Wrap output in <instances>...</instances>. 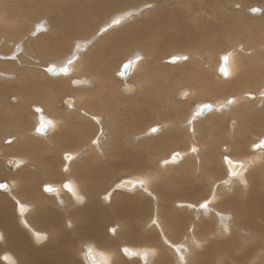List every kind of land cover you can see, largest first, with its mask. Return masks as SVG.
<instances>
[{
	"label": "bare ground",
	"instance_id": "obj_1",
	"mask_svg": "<svg viewBox=\"0 0 264 264\" xmlns=\"http://www.w3.org/2000/svg\"><path fill=\"white\" fill-rule=\"evenodd\" d=\"M23 1L28 2V0ZM84 1L87 6H83ZM109 1L94 0V3H91L87 0H65V3L75 8H67L64 15L54 18L56 25L51 24L49 27L56 29L54 32L56 37L54 35L55 38H53L54 43L57 40L55 45L63 46L64 37L72 39L73 51L46 66L51 74L61 77L62 80L54 84L53 86L56 87L52 90L46 89L41 83H34V79H26L19 88H14L20 97L25 95L30 102L37 104L42 101L46 105L45 108L43 107L45 112L51 110L46 119L43 118L42 113L39 116L35 115L36 130L31 131L37 137L51 139V142L46 146L37 140H23L21 132L16 137L6 139H9V142L21 139L25 145L20 143L22 150L14 142L15 145L10 144V146L0 142V154L16 153L18 155L15 161L12 158L8 160L9 165H16L12 167L16 171L11 173L10 182L8 180V183L0 182L1 188L9 189L11 195L17 200L16 210L11 212L9 201L0 196V199H5L0 202V264H88L87 261L90 264H146L147 260L150 263L153 257H156L153 259L154 264H173L174 255L177 257L174 256L177 262L181 261L182 264L186 262L189 264H257L256 261H249L248 258L262 259L261 255L264 254V237L260 235L261 232L264 233V189L263 191L260 189V186L264 188V170H261L260 166H257L255 170L249 171V169L263 161L264 139L251 143L253 140H250V134L252 124L262 117L264 119V113L257 112L252 104L247 103V99L259 97L258 94L264 95V87H258L261 90L257 93L249 90L243 92V90L250 89L251 86L255 87L256 81L264 79V47H261L262 51L259 49L253 56H244L241 52L256 51L253 45L259 37H249L250 42L245 43L240 39L241 34L233 33V27L227 22L221 23L207 16L196 19V15V18L192 19L191 8L184 5L185 8L182 10L175 5L168 6L169 8L164 6L165 11L175 13L170 15L172 20L175 19V22L170 25L160 16L150 13L122 29L121 27L127 22L139 19L143 8L153 7L149 1L145 0L141 5L134 4L131 7L126 1L130 8L127 10L126 7L124 11L108 16L109 19L107 18L97 31L98 34L94 32L87 35L89 37H79L81 34L91 32L94 20H98L99 14L105 7L117 4H111ZM135 1L133 2L136 3ZM76 3H80L78 7ZM160 3L162 4V1H157L158 5ZM158 5L155 4V6ZM190 5L192 7V3ZM238 6L236 2L235 7ZM258 7L261 10L255 7L252 11L262 12V7L260 5ZM160 9H163V6ZM9 13L12 14V11ZM20 15L28 19L33 13L25 7ZM206 17L208 19H205ZM44 23L47 24L46 20ZM44 23L42 22L41 25ZM7 24L11 37L22 33L14 23ZM34 28L37 30V24ZM114 29L117 30L113 32ZM242 32L246 33L245 30ZM30 34L32 35V32ZM105 34H107L106 37L103 36ZM228 34L239 40L231 45V50L218 54L220 58L217 60L215 71L218 76H220L219 70L222 71L221 74L229 75L230 83H215L210 70L212 66L204 53H209L213 47L219 51L225 50L224 47L228 44L224 40ZM101 36L103 37L100 38ZM39 39L43 41L39 49L45 51L47 44L44 42H50L52 38L49 39L46 33H41ZM83 39L86 41L83 43L84 47ZM7 40L16 44V51L20 50V46L21 49L27 48V43L22 44L20 39H18L19 43L13 42L12 38ZM94 42L95 45L93 44L94 46L89 47L88 52H85L89 44ZM197 45L199 49L196 48ZM50 47L54 46L50 45ZM119 47L122 53L118 51ZM137 47L144 49L145 52L141 51L142 49L135 51ZM168 47L182 48L179 50L185 54L179 55L177 54L179 52H176L177 55L170 56L169 59L178 63L188 55L185 67L188 66L189 69L185 70L184 66L176 67L179 75L174 76V67L167 65L171 69L167 70L164 66L152 64L162 59ZM48 49L49 46L46 50ZM128 50L130 51L127 54ZM123 53L129 58L124 61L130 62V71L127 76L120 79L122 62L117 67L119 70H115L119 79H116V83L113 84L107 70V63H116ZM199 55L200 59H195ZM116 58L119 59L116 61ZM145 58L150 59L148 65L143 62ZM5 65L6 63L0 64V79H11L15 74L29 77L28 70L21 68L12 72L8 70L12 67ZM52 68L55 69L52 71ZM140 69L142 70L138 74ZM137 74L141 83L146 82V85L138 88L137 80H134ZM69 83L75 87L74 92L77 93V98L90 96L95 99L88 106L84 104L78 106L80 113L74 116L76 125L73 128L69 126L70 117L64 114L60 109L61 106L59 108L56 106L59 101L57 97L59 94L56 92L66 90ZM108 83L112 90L110 92L104 89ZM190 83L193 87L196 86V94L193 88H189ZM116 85L119 88L116 89ZM90 87L92 90H87ZM10 90L12 91V86L2 84L0 97L5 95L7 97ZM47 91L50 92L46 93ZM176 92L178 98L174 96ZM194 95H197L198 100L199 97L203 98L201 99L203 101L197 100L193 103ZM208 96H213L214 101H204V98ZM18 97L16 94H11V102L15 103ZM63 101L68 109H72L77 104L76 97L71 94ZM190 103L193 105L191 109H188L187 105ZM205 103H211L212 109L199 113L200 105ZM24 105L19 103L18 106H14L8 102L4 106L2 103L0 120L5 121L4 123L9 121L20 127L23 126L25 130L28 127H25L24 121L22 122L23 115H20L22 112L27 113ZM122 105H125V109L123 107L120 109ZM229 106L237 107L231 112L234 113V115L231 114L232 116L218 115L202 121L200 119L212 112H224ZM34 108L38 112L42 106L36 105ZM187 109L189 113L183 120V116H180L184 115ZM85 115L89 117V121L82 120ZM161 115L165 117L163 123H153L147 129L139 131L145 124L153 122ZM236 118L242 119V128L238 129V132L231 133L232 137L228 138L224 133L227 128L229 129L227 120L236 123ZM180 120H183L182 125L187 126L188 130L185 128L184 130L182 125L184 131L179 128L177 123ZM4 123H0V131L11 128V125L8 127ZM165 126H168V129L164 130ZM153 129H159V131L151 135L145 133L146 130L148 133L154 132ZM214 133L219 143H229L227 144L230 146L229 152L220 156L218 142L213 140ZM93 134L94 136L88 140ZM111 135H113L112 139H110ZM149 135L151 139L142 140L144 136ZM105 139H108V144ZM96 141H99L101 145L104 143L103 148L95 146ZM133 143H135L134 149L129 146ZM137 146L140 147L137 148ZM247 147L255 149L256 152L246 150ZM100 149H102L101 152ZM47 150H50L53 156L44 157L43 152ZM169 151L170 154L167 156ZM57 152L61 153V158L64 157L61 166L64 175L58 172ZM222 158L225 159L227 172H224ZM13 170L10 171L13 172ZM44 170L45 172L41 174L40 172ZM120 171L134 173L131 179L121 178L114 183L117 187H126L128 191L110 185ZM160 176L165 178L161 181ZM40 179L49 180L45 189H51L50 191L54 192L38 191ZM241 182L243 183L241 188L240 186L235 188L236 193L233 190L234 195L229 197L227 195L229 192L226 191L228 189L231 191L233 185L235 187V184L240 185ZM207 183L211 184L213 189L209 197H203ZM52 184H56L58 189L54 190L55 187ZM15 185L18 186V191H13V188H16ZM133 187H135L134 190ZM248 187L251 188L247 192ZM116 189L119 192H116ZM242 189L245 192L242 193ZM58 193H62L60 199H57ZM144 193H149L152 198H146ZM19 194H26L32 202L31 200L23 201ZM244 194L249 196L246 197ZM200 195L203 198L199 201L200 203L192 201ZM52 200L56 203H54L55 206L50 204ZM58 207L74 209L62 213ZM225 210L224 216L221 213ZM68 216L71 218L68 219ZM149 219H152V222ZM119 221L127 227L124 226V231L122 229V233L118 236L116 233L115 236L109 235L107 231L109 229L112 232L116 231L117 226L114 225ZM64 222L67 225L77 224L78 232L72 233L67 226L65 227ZM143 224L153 229H144ZM233 227H238L243 232L249 230L252 234L251 229L259 230L262 239L256 238L257 241L248 243L243 242L244 240L239 241L238 237L233 235ZM154 228L158 229L159 233H156ZM24 230H27L30 235ZM227 233V237L229 234L232 236L229 241L224 239ZM81 239L90 240L85 247L86 250L84 249L85 257L84 251L77 248V243ZM122 243L134 245L135 250L130 249L131 253H128L126 246L124 248ZM123 248L125 255L121 252ZM136 250L139 254L132 258Z\"/></svg>",
	"mask_w": 264,
	"mask_h": 264
},
{
	"label": "rangeland",
	"instance_id": "obj_2",
	"mask_svg": "<svg viewBox=\"0 0 264 264\" xmlns=\"http://www.w3.org/2000/svg\"><path fill=\"white\" fill-rule=\"evenodd\" d=\"M87 1H89V2H91V3H94L93 1L94 0H87ZM128 2V4L130 5V7H131V5L133 6L134 4L136 5H138V4H142V3H144V2H142V1H144V0H139V3H138V0H136L135 2L136 3H134L133 1H131V0H125V2ZM130 1H131V4H130ZM146 2L147 1H149L150 3L149 4H152L153 5V7L152 6H149L148 8L147 7H145V8H143L142 9V13L139 15V19H134L133 21H130V23L129 22H127L126 23V25H124L123 27H121L122 29L123 28H126V27H128V26H130L131 25V23L133 24L134 22L136 23L138 20H141V19H143V17L145 18L148 14H150V13H152L153 15H158V16H160L161 17V19L163 20L164 19V21L166 22V23H168L169 25L170 24H172V23H174L175 22V19L174 20H172L171 19V17H170V15H173V14H175V13H170V12H167V11H165L164 10V6L166 7H168V6H177L178 7V9L179 10H182V9H184L185 7H190L191 8V18L193 19H195L196 18V16H197V18L196 19H198L199 17H203L204 18V16H207V17H209V18H211V19H214L215 21H219V22H221V23H228L229 25H231V27H233L232 28V32L233 33H236V34H241V40H243V42H250V40L248 39L249 37L251 38L252 36H255V38H257V37H259V38H257L258 39V41H256V43H254V47H255V49H256V51L255 50H253L254 52H251V53H246V52H244V51H240L241 52V54L242 55H244V56H253L261 47H264V0H243V1H241V0H166L167 1V3H166V1H163V0H145ZM157 1H162V4L160 3L159 5L157 4ZM169 1V2H168ZM214 1V2H213ZM121 2V3H120ZM124 2V0H110L109 1V3H111V4H114V3H117L116 5H109V6H107V7H105L104 8V11H102L100 14H99V18H98V20H94V22H93V24H92V26H91V32L89 33V34H81V35H79V37H89V36H87V35H91L92 33H94V32H97L100 28H101V26L104 24V22H106L107 21V18H108V16H111V15H114V14H116V12H122V11H124L125 10V8L128 10V8H130L129 7V5L127 4V2L125 3ZM165 2V3H164ZM185 2V3H184ZM189 2V3H188ZM236 2L239 4V6L238 7H235V4H236ZM159 3V2H158ZM182 3V4H181ZM190 3H192V7H191V5H190ZM63 4V5H62ZM79 4L80 3H76V5H77V7L79 6ZM84 4V5H83ZM82 5L83 6H87V4H85V1H84V3H83ZM155 4L156 5H158V6H155ZM181 4V5H180ZM193 4H195V5H193ZM127 5V6H126ZM185 7H184V6ZM188 5V6H187ZM199 5V6H198ZM203 5V6H202ZM205 5V6H204ZM261 6L262 7V9H263V11L262 12H259L258 10L257 11H252V8H259L260 9V7H258V6ZM263 5V6H262ZM160 6V7H159ZM163 6V9H160L161 7ZM201 6V7H200ZM27 8L28 10H29V12H31V13H33V15L30 17V18H22L21 17V12H22V9L23 8ZM69 7H71V8H75L74 6H71V5H69V4H67V3H65V0H64V2H63V0H48V1H45V0H30V2H29V0H28V2L26 3V1H23V0H0V64H2V63H6V67H12L11 69H8V70H11L12 72L14 71V70H18V69H26V70H28V72H27V75L29 74V77L28 78H25V76H17L16 74H15V76H14V78H11V79H9V78H1L0 79V86L2 85V84H5V85H9V86H12V91L10 90V93H9V95L11 96V94H16V95H18L19 97H18V99H17V101L14 103V102H11V99H10V96L9 95H7V97H6V95L5 96H2V97H0V105L3 103V105L5 106L8 102L10 103V104H12V105H14V106H18L19 105V103L20 104H25L24 106H25V108H26V110H27V113H21L20 115H23L22 116V122L23 123H25V127H28V128H25V130H26V132H25V130H24V127L22 126V127H20L18 124H14V123H10L9 121H7L8 123H4L5 121H1L0 120V123H4L5 125H7L8 127L10 126L11 128H9L8 130H6V129H2V131H0V142H1V144H4V145H8V146H10V144H17L18 145V147L20 146V143H21V145H24L22 142H21V139H19V140H16L15 142L13 141V140H10L11 142H9L8 140L9 139H6L7 137H16V135H20V133L19 132H21V135H23V140H25V139H32V140H37V141H39V142H41V143H43V144H45L46 146H48L49 144H50V142H51V139H47L46 140V138H41V137H37V135L36 134H32L31 133V131H34V130H36V127H35V119H34V117H35V115L36 114H38V116L42 113V115H43V118L44 119H46L48 116V114H50L51 113V110H49V112H45V110H44V108L46 107V105L45 104H43V102L42 101H40L39 103H37V104H35L34 102H30L29 100H28V98H26L27 96H25V95H23L24 97H20V94L18 93V91H16V90H14V88L16 89V88H19L20 87V85H22L25 81L24 80H26V79H29V80H31V79H34L33 80V82L34 83H36V82H38V83H41V84H43L44 86H45V88L46 89H48V90H52L54 87H56V86H53L54 84H56L57 82H59V81H61L62 80V78L61 77H55V75H53V74H51L50 72H49V68H47L46 66L48 65V64H50L51 62H53V61H55V60H57V59H61V57H65V56H67L66 54H68V53H70V51L72 52L73 51V40L71 39V40H69V39H67V38H65L64 37V39H63V41H62V43H63V46H66L65 48L63 47V46H61L62 44H60L59 46L58 45H55L56 43H57V40H55V43H54V39L53 38H55L56 37V35L54 34V32H55V27H54V29L53 28H51V27H49V26H51V24L52 25H56V21L54 20V18L55 17H60V15H64L65 13H66V9L67 8H69ZM181 7H183V8H181ZM196 9H195V8ZM41 8H42V10H41ZM169 8V7H168ZM192 8H194L193 10H192ZM197 8H199V9H197ZM200 8L202 9V10H200ZM51 9V10H50ZM64 10V11H63ZM122 10V11H121ZM261 10V9H260ZM9 11H12V14H10L9 13ZM13 11H15V12H13ZM49 11V12H48ZM53 11V12H52ZM40 13V14H39ZM162 13V14H161ZM19 14V15H18ZM198 14L200 15V16H198ZM262 14V15H261ZM55 15V16H54ZM193 15V16H192ZM196 15V16H195ZM10 16H12V18H10ZM54 16V17H53ZM94 16H95V14H94ZM14 17V18H13ZM45 17H46V19H45ZM205 18V19H208V18ZM16 18V19H15ZM137 18V17H136ZM106 19V20H105ZM109 19V18H108ZM39 20V21H38ZM44 20V21H43ZM45 20H46V25H45ZM105 20V21H104ZM34 21H36V22H34ZM48 21V22H47ZM229 21V22H228ZM254 21V22H253ZM44 23V24H42L41 25V23ZM7 23H14V25H17L18 27H19V29L22 31V33H19V34H14L16 37H11L10 36V34L8 33V29H7ZM37 24V26H38V28H37V30H35V25ZM254 24V25H253ZM32 26H33V29H32ZM43 26V27H42ZM49 28H47V27ZM95 26V27H94ZM46 29H45V28ZM53 27V26H52ZM256 27V28H255ZM27 29V31H25ZM32 29V30H31ZM42 29H44V30H42ZM24 30V31H23ZM34 30V31H33ZM38 30H42V32H38V33H36ZM46 30V31H45ZM117 29H114V30H112L113 32L114 31H116ZM243 30H245V34H243ZM32 32V35L30 34V32ZM111 31V30H110ZM109 31V32H110ZM41 33H46L47 35H48V37H49V39H51L52 38V40L50 41V42H44L45 44H47V47L44 49L45 51H41L40 49H39V46L41 45V44H43L42 42V40H40L39 39V36L41 35ZM100 33V32H99ZM30 34V35H29ZM40 34V35H39ZM52 34V35H51ZM58 34V33H57ZM97 34H98V32H97ZM109 34V33H108ZM235 34V35H236ZM54 35H55V37H54ZM106 35L107 34H105V35H103V36H105L106 37ZM248 35V36H247ZM103 36H101L100 38H102ZM30 39H28V38ZM246 37V38H245ZM8 38H12L13 39V42L15 41L16 43H19L20 41L22 42V44H26L27 43V48L26 49H21V46H20V50L19 51H16V44L14 43H10L7 39ZM84 38V39H85ZM18 39H20V41H18ZM83 39V40H84ZM40 40V41H39ZM236 40H239V39H235L233 36H230L229 34L227 35V38L224 40V42L225 43H227L228 45H226L224 48H225V50H222L221 49V51H219V50H216L214 47L210 50V52L209 53H207V52H205L204 54L208 57V59H209V62H210V64H211V66L212 67H210V70L212 71V79H213V81L215 82V83H230V81H228L229 79H230V77H229V75H225V74H221L220 72H222L221 70H219V75L220 76H218L217 74H216V71H215V67H216V63H217V60H219V58H220V56L218 55L219 53H222V52H227V51H229V50H231V48H232V46L231 45H233L234 43H235V41ZM245 40V41H244ZM59 41V40H58ZM70 41V42H69ZM54 44H53V43ZM86 41L84 40V42L82 41V46H83V43H85ZM96 42V41H95ZM95 42L94 43H90L89 44V46H88V48L85 50V52H88L87 50H89V47L91 48V47H93L94 45H95ZM41 43V44H40ZM66 43V44H65ZM98 43V42H97ZM96 43V44H97ZM10 45V47H9V45ZM31 44V45H30ZM65 44V45H64ZM69 44H71V45H69ZM94 44V45H93ZM15 45V46H14ZM50 45L51 46H54L53 48L52 47H50ZM70 47H69V46ZM77 45V44H76ZM38 46V47H37ZM48 46H49V49L48 50H46L47 48H48ZM56 46V47H55ZM58 46V47H57ZM247 46H248V44H247ZM77 47H80V46H77ZM84 47V46H83ZM231 47V48H230ZM235 47V46H234ZM249 47V46H248ZM11 48V49H10ZM13 48V49H12ZM56 48V49H55ZM169 49H172V48H170V47H168ZM196 48H198L199 49V46L197 45L196 46ZM8 49H10V50H8ZM52 49V50H51ZM141 50L142 48H140V47H137V48H135L134 50L136 51V50ZM169 49H166V51H165V55L162 57V59L160 58V60H157V61H155L154 63L152 62V64H154L155 66L157 65V66H164V68L165 69H167V70H171V69H169L168 67H167V65L168 66H171V67H174V72H175V74H174V76H176V75H179L177 72H176V67L178 68V67H182V66H184V68H185V70H187V69H189V67L188 66H186L185 67V62L188 60V55H186L185 56V58H184V60H182V61H180V62H178V63H176L177 61H170V59H169V57L170 56H174L175 54H176V52H179V53H177V54H179V55H181V53H184L185 54V52H183L182 50H179V49H182V48H178V47H174L172 50H169ZM59 50V51H58ZM122 49H121V47H119V49H118V51H120L121 53L123 52V51H121ZM169 50V51H168ZM261 50V49H260ZM264 50V49H263ZM26 51V52H25ZM35 51V52H34ZM129 51L130 50H128L127 51V54L129 53ZM141 51H143V52H145L144 51V49H142ZM209 51V50H208ZM214 51H216V52H214ZM262 51V50H261ZM44 54H43V53ZM84 52V53H85ZM175 52V53H174ZM239 52V53H240ZM42 53V54H41ZM187 53V52H186ZM2 54H4L5 56H3ZM71 54H73V53H71ZM172 54V55H171ZM176 54V55H177ZM9 55V56H8ZM125 55V53H123V55L121 56V58H120V60L119 61H117L119 58H116V63H114V64H108L107 63V70L109 71V76L111 75V77H110V80L112 79V83L114 84V82H115V80L116 79H119V77H120V79H121V77H123V76H121V75H119V77H118V74L116 73V71L117 70H119L117 67H119L120 66V64L122 63V62H124V60H128L129 58H127L128 56H124ZM175 55V56H176ZM210 57V58H209ZM146 58H150L151 60L153 59L152 57H147L146 56ZM144 59V63H145V65H148V61H150V59ZM19 59V60H18ZM194 59V58H193ZM195 59H200V55L198 56V57H196ZM203 60H205V57L203 56ZM11 61V62H10ZM16 63V64H14V63ZM19 62V63H18ZM104 62H106V60L104 61ZM161 62V63H160ZM8 63V64H7ZM16 66H14V65ZM63 66V65H62ZM16 68V69H15ZM183 68V69H184ZM65 69V68H64ZM116 70V71H115ZM141 70L142 69H140V70H138V74L141 72ZM1 72V71H0ZM6 72V71H5ZM84 72V71H83ZM117 74V75H116ZM138 74H137V76H135V78H134V80H137L136 81V84H138L137 86H138V88L142 85V86H144V84L146 85V82L144 83H141V81L138 79L139 77H138ZM86 75V74H85ZM0 76H1V74H0ZM17 76V77H16ZM13 79V80H12ZM94 80V79H93ZM16 81V82H15ZM117 81V80H116ZM15 82V83H14ZM32 82V83H33ZM116 83V82H115ZM16 84V85H15ZM68 84V83H67ZM261 86V87H260ZM69 87H70V89H69ZM111 86H109V83H108V85L104 88L105 90L107 89L109 92L110 91H112L111 90V88H110ZM116 87V89L117 88H119L118 87V85H116L115 86ZM195 87L196 86H194L193 87V85L190 83V87L189 88H193L194 89V93L196 94V92H197V90L195 89ZM263 88L264 87V79H260V80H258V81H256V86L255 87H250V89L249 88H245L244 90H243V92L244 91H247V90H249V91H251V92H254V93H257V92H259V90H261V89H259V88ZM74 88L75 87H72L71 85H70V83H69V86H68V88L66 89V90H63V91H59L58 93L56 92V94H59L57 97H58V99H59V101L57 102V104H56V106L59 108V106H61V110L64 112V114L65 115H67V116H69L70 117V122H69V126H70V128H73V126H75L76 125V123H75V117L74 116H76L77 114H79L80 112V110H79V107H80V105L81 104H84V105H90L91 103H92V101L93 100H95L93 97H82V96H80V98H77V96H76V94H75V92H74ZM87 90H92V88L90 87L89 89H87ZM16 91V92H15ZM50 92V91H49ZM48 91L46 92V93H49ZM73 92V93H72ZM229 92H231V91H229ZM229 92H227V93H229ZM227 93H225V94H227ZM73 95V96H75L76 97V99H77V101H76V105H75V107H73L72 109L70 108V109H68V107L65 105V103H64V101H63V99L66 97V96H69V95ZM61 95V96H60ZM224 95V94H223ZM263 95V94H262ZM262 95H259L258 94V96L259 97H256V98H248L247 99V103L248 104H252V106H254V108L257 110V112H259V113H264V101H263V96ZM60 96V97H59ZM176 98H178V95H177V92H176V94L174 95ZM262 97V98H261ZM200 99V101H203V100H201V99H203V98H201V97H199ZM21 99V100H20ZM214 97L213 96H208V97H206V98H204V101H209V102H212V101H214ZM252 99V100H251ZM179 100V99H178ZM187 100V99H186ZM198 99H197V95H194L193 96V98H192V101H193V103H195L196 101H197ZM198 100V101H199ZM244 100H246V99H244ZM258 100H260V102L258 101ZM37 101V100H36ZM255 101V102H254ZM28 102V103H27ZM87 102V103H86ZM246 102V101H245ZM14 103V104H13ZM193 103H190V105H187V108L188 109H191V107H192V105H193ZM42 106V109L41 110H39L38 112L37 111H35V106ZM21 106V105H20ZM45 106V107H44ZM79 106V107H78ZM44 107V108H43ZM124 108L125 109V105H122V106H120V109L121 108ZM234 107V106H233ZM36 108H38V107H36ZM127 108V107H126ZM237 107L235 106V108H232V107H228V109L226 110V111H224V110H222V111H224V112H221L220 111V113H215V112H212V113H210V114H207L206 116H203V117H200L199 115H197V116H199L200 117V119H201V121L202 120H206L207 118H212V117H215V116H218V115H230V116H232V115H234V113H231V112H233V109H236ZM186 110V111H184L185 112V114L184 115H181L180 117H182L183 118V120H185L186 119V117H187V115H188V113H189V110ZM231 109V110H230ZM230 110V111H229ZM67 112V113H66ZM183 112V113H184ZM155 113V112H154ZM215 114H217V115H215ZM232 114V115H231ZM20 115H18L19 117H20ZM160 115V114H159ZM72 116V117H71ZM163 115H161L160 117L158 116V119H156V120H154L153 122H149V123H147V124H145L141 129H139V131H143V130H145V129H147L151 124H153V123H157V124H160V123H163V120L165 119V117L163 116V118L161 119V117H162ZM186 116V117H185ZM156 117H157V115H156ZM26 118V119H25ZM237 119V118H236ZM261 119H263V117L262 118H260V120H255V121H258V122H255V123H257L258 125H256L255 123H253L252 124V133L250 134V140H253V141H251V143L252 142H256V141H259V140H261V139H264V119L263 120H261ZM82 120L83 121H86V120H90L89 119V117H87L86 115L84 116V118H82ZM106 120V119H105ZM183 120H180L179 121V123H177V124H179L178 126H180L179 128H181V130H182V126H183V129L185 128V129H187L188 130V128H187V126H184V125H182V123H183ZM102 121H103V119H102ZM182 121V122H181ZM240 121V122H239ZM261 121V122H260ZM263 121V122H262ZM95 122H93V124H94ZM227 123H228V125H229V129L227 128L226 129V132H224L226 135H227V137L229 138L230 136L232 137V134L231 133H233V132H238L241 128H242V125H243V122H242V119H240V118H238L237 119V125H235L236 123H233V122H228V120H227ZM231 123V124H230ZM239 123V124H238ZM263 123V124H262ZM92 124V123H91ZM233 124V125H232ZM182 125V126H181ZM231 125V126H230ZM235 125V126H234ZM19 126V127H18ZM255 126V127H254ZM30 127V128H29ZM231 127V128H230ZM32 128H34L33 130H32ZM78 129V128H77ZM165 129H168V126L166 127L165 126V128H164V130ZM184 129V130H185ZM231 129V130H230ZM239 129V130H238ZM73 130V129H72ZM108 130L110 131V129L108 128ZM184 130H182V131H184ZM229 130V131H228ZM28 131V132H27ZM73 131H75V130H73ZM157 131H159V129L157 130ZM111 132V134H113V132H112V130L110 131ZM147 132V133H146ZM189 132H191V130H189ZM23 133V134H22ZM145 133L146 134H156L155 132H151V133H148V131L146 130L145 131ZM95 134V133H94ZM94 134L93 135H91L89 138H88V140H90L93 136H94ZM134 134V133H133ZM150 135L149 136H144V138L142 139V140H144V139H146V140H149V139H151V137H150ZM158 135V134H157ZM157 135H155V136H157ZM217 135V134H216ZM112 136L113 135H111V138L110 139H112ZM155 136H153V137H155ZM213 137H214V139H213V137H212V139L214 140V142H216V140H217V142H218V139H217V136H215V133L212 135ZM230 137V138H231ZM256 138V139H255ZM3 139V140H2ZM87 140V141H88ZM107 140L108 139H105V141H106V143H107ZM141 141V140H140ZM262 141V140H261ZM14 142V143H13ZM216 142V143H217ZM95 143V142H94ZM250 143V144H251ZM14 144V145H15ZM99 144V145H98ZM108 144V143H107ZM218 144V146H219V152H220V156L221 155H223V154H226L227 152H229L230 151V146H228L227 144H229V143H217ZM16 145V146H17ZM95 146H100V147H102L103 148V145H104V143L101 145L100 143H99V141H96V143L94 144ZM110 145V144H109ZM114 145V144H113ZM137 145V144H136ZM262 145H264V143L262 144ZM25 146V145H24ZM107 146V145H106ZM129 146H131V147H133V149H134V147H135V143H133V144H131V145H129ZM189 146H190V143H189ZM247 146H249V144L247 145ZM111 147V146H110ZM140 147V146H139ZM138 146H137V148H139ZM250 148V149H249ZM259 149V148H258ZM20 150H22V146H20ZM99 150V149H98ZM101 150L102 149H100V152H101ZM246 150H248V151H254V152H256V150L255 149H252L251 147H247L246 148ZM176 151H180V150H177L176 149ZM50 152V154H48ZM253 153V152H252ZM101 154V153H100ZM169 154H170V151H169V153H168V155L167 156H169ZM173 154V153H172ZM57 157H58V164H59V173L60 174H62V175H64L63 174V172H62V170H61V166H62V161L64 162V157L62 156V158H61V153H59V152H57ZM16 156H18L16 153L14 154L13 153V155H2V154H0V182H7V180L10 182V178H11V173H14L15 171H16V169H15V171L13 170V168L12 167H15L16 165H9L8 164V160H9V158H12L14 161L16 160ZM43 156L44 157H51V156H53V154H52V152L49 150H47V152H43ZM166 156V157H167ZM226 156V155H225ZM8 157V158H7ZM230 157V156H229ZM104 160H106L105 158H104ZM225 159H223L222 158V166H223V169H224V172L226 171L227 172V168H226V165H225V161H224ZM55 164V163H54ZM61 164V165H60ZM257 166L259 167L260 166V169L262 170H264V159H263V161H260V162H258V164H256L255 166H252V168H250L249 169V171H251V170H255V168H257ZM13 170V172H11V171ZM18 170H20V169H18ZM31 171V170H30ZM10 172V173H9ZM32 172V171H31ZM42 172H45V170L44 171H41L40 173L41 174H43ZM39 173V174H40ZM225 174V173H224ZM223 174V176L225 177V175ZM134 175V173L132 172V171H120V172H118L116 175H115V177L112 179V181L110 182V185H114V183H115V181H118V180H120L121 178H127V179H131V177ZM222 176V177H223ZM129 177V178H128ZM165 177H161L160 176V180L162 181L163 179H164ZM4 180H6V181H4ZM48 182H50L49 180H45V179H40V181H39V186H38V191H42V193H44L45 191L47 192V193H50V192H54V191H48L47 189H45V186L48 184ZM8 183V182H7ZM49 184H51V183H49ZM240 185H236L235 184V187H234V185L232 186V189H230L231 191H229V189L226 191V192H229V193H227V195L230 197L231 195H234V193H233V190H235V193H236V189L235 188H237V187H239L240 186V188H241V184H243L242 182L241 183H239ZM20 185V184H19ZM42 185H43V187H42ZM54 187H55V189L54 190H57L58 189V187H57V185L56 184H52ZM206 185H208V186H210L211 184H206ZM205 185V186H206ZM114 186H116V185H114ZM208 186H206V191H205V193L204 194H202V195H204L203 197H209L208 195H210L211 193V189H213L212 188V186H210V187H208ZM260 186V185H259ZM15 187L16 188H13V191H18V189H17V187L18 186H16L15 185ZM117 187V186H116ZM256 187H257V185L255 186V189H256ZM3 188H5V187H2L1 188V186H0V196L2 197H5L8 201H9V208H11L10 210H11V212L13 211L14 212V210H16V203H17V200L15 199V197H13L12 195H11V192L9 191V189H3ZM40 188V189H39ZM118 189H125V191H128V189L126 188V187H117ZM250 188L251 187H248V189L246 190L247 192L250 190ZM109 189V188H108ZM133 190L135 189V187H133L132 188ZM260 189H261V191H263V186H260ZM6 192V193H5ZM116 192H119V190H117L116 189ZM122 192V191H121ZM242 193L243 192H245V190L244 189H242V191H241ZM2 193V194H1ZM4 193V194H3ZM61 194L62 193H58L57 194V199H60V196H61ZM145 194V193H144ZM25 195V196H24ZM150 194L148 193V194H145L144 196L146 197V198H148V199H150V198H152L151 197V195L149 196ZM202 195H200V196H198V200L196 199V200H192V201H194V202H199V201H201V200H203V198H202ZM246 197L247 196H249V194H244ZM19 196H20V198L23 200V201H28V202H30V200H31V202H32V199H30L28 196H26V194H19ZM52 198V197H51ZM27 199V200H26ZM53 199V198H52ZM5 199L3 198V199H0V202L2 201H4ZM50 203V202H49ZM55 202L52 200V202L50 203V204H52V206H55V204H54ZM200 203V202H199ZM157 206H158V204H157ZM156 206V207H157ZM176 207H178L177 205H176ZM64 208H66V210H64ZM58 209L60 210V211H62V213H65V212H68L69 211V209L72 211L74 208L73 207H58ZM68 209V210H67ZM183 209V208H182ZM186 208H184V210H185ZM35 210H36V207H35ZM34 211V210H33ZM33 211H32V213H33ZM17 212V211H16ZM225 212H226V210L225 211H222V215H224L225 216ZM227 214V213H226ZM69 215V214H68ZM65 217H67V215L65 216ZM69 218H71L70 216H68V219ZM232 218V217H231ZM230 218V219H231ZM205 219H208V218H205ZM150 220V222H152V219H149ZM196 221H198V220H196ZM259 222V221H258ZM122 223V224H121ZM64 224H65V227L67 226L68 228H69V230L70 231H72V233L74 232L75 234H76V232H78V225L77 224H71V225H67V223H65L64 222ZM115 224V223H114ZM152 224V223H151ZM77 225V226H76ZM121 225H122V227H121ZM148 225H150V224H148ZM147 225V226H148ZM114 226H117V227H115L116 229V231H114V232H112L111 231V229H109L108 231H107V233L109 234V235H112V236H115L116 234H117V236L120 234V233H122V231H124V226L125 227H127L126 225H123V222H121V221H119V223L117 224H115ZM143 226H144V224H143ZM72 229H71V228ZM148 229L149 228V230H151V229H153V227H151V226H148V227H146V226H144V229ZM123 229V230H122ZM41 230H43V229H41ZM46 231H47V229H45ZM122 230V231H121ZM154 230H155V232L156 233H159V230L158 229H155L154 228ZM157 230V231H156ZM231 230V229H230ZM252 230V232H253V234L249 231V230H246V231H240L239 229H238V227H233V229H232V231H234L233 233V235H235L236 237H238V240L240 241H242V240H244L243 242H246L247 241V243L248 242H252L253 240L255 241H257V239L256 238H258V239H262V237L260 236V235H262L263 237H264V233L263 232H261V234H260V232H259V230H256V229H251ZM254 230V231H253ZM28 235H30L29 234V232L27 231V230H24ZM44 231V230H43ZM45 231V232H46ZM168 231V230H167ZM245 232H248V233H245ZM116 233V234H115ZM168 233V232H167ZM254 233H256V234H254ZM258 233V234H257ZM260 234V235H259ZM159 236H160V234H158ZM227 235H228V233L226 234V236L224 237V239H228V241H229V239H231L232 238V236H230L231 234H229V237H227ZM158 236V237H159ZM51 237V236H50ZM161 238V237H160ZM159 238V239H160ZM46 239H44V241H45ZM89 239H87V240H84L83 241V239H81L78 243H77V248L78 249H82V252L84 251V249H85V247H86V245L89 243ZM227 241V242H228ZM84 244H85V246H84ZM123 244V243H122ZM81 245V246H80ZM223 246H224V244H222ZM122 246H124V248H125V246H126V250H127V252L128 253H131L129 250L130 249H132V250H135V247H134V245H126V243H124ZM222 246V247H223ZM131 247V248H130ZM124 248L121 250V252H123V254L125 255V252H124ZM86 250V249H85ZM261 251H259V253H260ZM259 253H258V255H259ZM85 254V251H84V253H83V255ZM138 254H139V251L138 250H136V253H135V255H132L133 257L132 258H134V257H137L138 256ZM175 256V255H174ZM173 256V259L172 260H175V261H173V264H176V262H177V260L175 259V257ZM263 258L262 259H260V258H257V257H254V258H251V259H249L248 258V260L249 261H252V260H254V261H256V263L257 264H264V254H262L261 255ZM84 257H85V255H84ZM141 257V256H140ZM156 257H153V259H155ZM177 258V257H176ZM152 259V261H150V263H152V264H154L155 263V260H153ZM87 261V260H86ZM175 262V263H174ZM180 263H178L177 262V264H182L181 263V261H179ZM87 263L88 264H90L89 263V261H87ZM149 263V261L147 260V262H146V264H150ZM96 264H99V263H96ZM135 264H138V263H135ZM143 264H145V263H143ZM186 264H189L188 262H186Z\"/></svg>",
	"mask_w": 264,
	"mask_h": 264
},
{
	"label": "water",
	"instance_id": "obj_3",
	"mask_svg": "<svg viewBox=\"0 0 264 264\" xmlns=\"http://www.w3.org/2000/svg\"><path fill=\"white\" fill-rule=\"evenodd\" d=\"M118 21V20H117ZM116 21V22H117ZM55 68H52V71L54 70ZM130 71V62L129 61H124L121 65V75L122 76H127L128 73ZM212 109V104L211 103H205L203 105H200V108H199V113H205V112H208Z\"/></svg>",
	"mask_w": 264,
	"mask_h": 264
},
{
	"label": "snow or ice",
	"instance_id": "obj_4",
	"mask_svg": "<svg viewBox=\"0 0 264 264\" xmlns=\"http://www.w3.org/2000/svg\"><path fill=\"white\" fill-rule=\"evenodd\" d=\"M153 131L155 132V131H157V129H153ZM48 191H50L51 189H47Z\"/></svg>",
	"mask_w": 264,
	"mask_h": 264
}]
</instances>
